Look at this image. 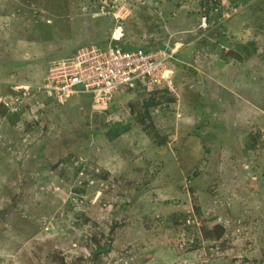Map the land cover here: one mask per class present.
Masks as SVG:
<instances>
[{
  "label": "rangeland",
  "instance_id": "374dc122",
  "mask_svg": "<svg viewBox=\"0 0 264 264\" xmlns=\"http://www.w3.org/2000/svg\"><path fill=\"white\" fill-rule=\"evenodd\" d=\"M203 17L177 94L40 91L118 26L158 49ZM0 264H264V0H0Z\"/></svg>",
  "mask_w": 264,
  "mask_h": 264
},
{
  "label": "built area",
  "instance_id": "2783aa9c",
  "mask_svg": "<svg viewBox=\"0 0 264 264\" xmlns=\"http://www.w3.org/2000/svg\"><path fill=\"white\" fill-rule=\"evenodd\" d=\"M208 28V18L203 17L198 29L206 33ZM120 30L117 27L112 31L108 43L87 45L74 56L53 64L40 87L47 101L61 105L78 97L106 107L117 92L136 85L148 86L149 91L166 88L177 94L174 79L180 63L185 65L180 58L183 46L166 44L158 49L126 50L118 41L128 35ZM176 101L179 104L181 99L177 97Z\"/></svg>",
  "mask_w": 264,
  "mask_h": 264
},
{
  "label": "crops",
  "instance_id": "0c3cea01",
  "mask_svg": "<svg viewBox=\"0 0 264 264\" xmlns=\"http://www.w3.org/2000/svg\"><path fill=\"white\" fill-rule=\"evenodd\" d=\"M198 26H199V23L196 26L195 25L193 26V24H189V26H187V28H189V27H191V28H189V29L185 28L184 30H179V32L170 35V38L164 44L165 45L166 44H169V45L181 44L183 46L182 50H181V55H182V57L185 56V52L188 49L193 48L196 44L201 42L206 37V33L201 32V30L198 29ZM125 33L129 35V32H125ZM195 38H199V39L192 40ZM180 64L183 66L186 65V63H185V65L183 63H180ZM179 69L180 68H178L177 70H179ZM177 104H178V102H177ZM179 104H181V102ZM179 104H178V106H179Z\"/></svg>",
  "mask_w": 264,
  "mask_h": 264
},
{
  "label": "trees",
  "instance_id": "16d2710c",
  "mask_svg": "<svg viewBox=\"0 0 264 264\" xmlns=\"http://www.w3.org/2000/svg\"><path fill=\"white\" fill-rule=\"evenodd\" d=\"M128 38V37H127ZM127 38H125V39H122V40H120V41H118V43L122 46V48H124V49H126V50H136V49H130V48H125L124 47V44H126V40H127ZM109 41H107V43H108ZM102 44V43H101ZM104 44V43H103ZM151 49H156V48H153V47H151V48H145V50H151ZM139 88H143V87H140V86H138ZM155 90H159V89H154L153 91H155ZM153 91H149V92H153ZM81 100H90V99H86V98H82ZM90 101H92V100H90ZM93 102V101H92ZM94 103V102H93ZM95 104V103H94ZM109 106V105H108ZM108 106H106V107H108ZM121 124L122 123H118V124H116L115 125V127H117V129H119V128H121Z\"/></svg>",
  "mask_w": 264,
  "mask_h": 264
},
{
  "label": "bare ground",
  "instance_id": "6f19581e",
  "mask_svg": "<svg viewBox=\"0 0 264 264\" xmlns=\"http://www.w3.org/2000/svg\"><path fill=\"white\" fill-rule=\"evenodd\" d=\"M118 27H119V29H121L120 30L121 33H122V31L128 32V30L124 26H118ZM126 35H128V34H126Z\"/></svg>",
  "mask_w": 264,
  "mask_h": 264
},
{
  "label": "water",
  "instance_id": "95a60500",
  "mask_svg": "<svg viewBox=\"0 0 264 264\" xmlns=\"http://www.w3.org/2000/svg\"><path fill=\"white\" fill-rule=\"evenodd\" d=\"M126 90H123L122 93H125Z\"/></svg>",
  "mask_w": 264,
  "mask_h": 264
}]
</instances>
